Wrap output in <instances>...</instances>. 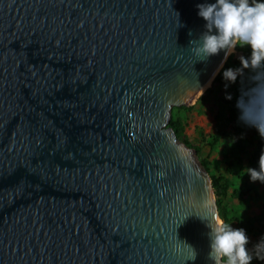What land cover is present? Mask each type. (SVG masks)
Returning a JSON list of instances; mask_svg holds the SVG:
<instances>
[{
  "label": "water",
  "instance_id": "1",
  "mask_svg": "<svg viewBox=\"0 0 264 264\" xmlns=\"http://www.w3.org/2000/svg\"><path fill=\"white\" fill-rule=\"evenodd\" d=\"M205 2L0 0V264H214L212 180L169 127L230 57L190 50Z\"/></svg>",
  "mask_w": 264,
  "mask_h": 264
},
{
  "label": "clouds",
  "instance_id": "2",
  "mask_svg": "<svg viewBox=\"0 0 264 264\" xmlns=\"http://www.w3.org/2000/svg\"><path fill=\"white\" fill-rule=\"evenodd\" d=\"M197 8L198 16L206 22L205 31L189 43L193 55L202 58L200 61L221 51L227 59L237 47L250 48L249 57H239L241 67L226 69L223 78L235 83L245 69L254 73L250 77L254 87L242 94L236 107L240 111L239 120L254 127L264 139V2L215 0L214 3L197 4ZM245 173L253 182L264 183V151L259 157V170L246 168ZM209 227V258L214 264H251L253 257L246 248L249 240L244 229L232 228L223 220L209 221Z\"/></svg>",
  "mask_w": 264,
  "mask_h": 264
},
{
  "label": "rangeland",
  "instance_id": "3",
  "mask_svg": "<svg viewBox=\"0 0 264 264\" xmlns=\"http://www.w3.org/2000/svg\"><path fill=\"white\" fill-rule=\"evenodd\" d=\"M253 74L254 73L251 71L250 73L248 72V75L238 76L235 83H229L227 81V87H225V84L219 89L216 88L212 94L207 96V99L205 101H199V98L198 101L192 105L194 106V108L190 113H173V115L183 117L187 122L188 126L186 129V134L189 136L194 145L202 147V152L199 154V158L201 163L203 161L209 162L211 174L228 176V173L226 171V159L233 148L230 144L228 136L234 134L233 126H237L244 131V138L248 145V149L250 151L254 149V142L256 140L254 137L255 128L247 126L239 120L240 111L238 110V108L232 106L231 104L224 103L225 97L232 96L238 87L243 86L248 90L254 87V83L250 79ZM218 116L223 117L229 122L227 126L228 128L226 129L227 137H224L219 145L214 149V151H211L210 147L208 146V141L210 140L209 137L211 135H214L216 132V126L218 123L216 118ZM246 165L247 160L244 161V166ZM237 170H239V168H237ZM245 172L246 170L244 172L238 171L237 173L239 176L231 178L236 188L252 187V193L250 195L253 198L249 199L250 195L246 198L250 203L248 215L254 217L258 216L261 213L264 206V186L260 185L258 180L253 182L250 179V176ZM229 203L232 210L242 211L241 206L237 201L230 200ZM231 227L239 228L235 224H231ZM246 235L249 240L246 248L249 254L253 257L251 260V264H264V259L260 258L262 260V263H259L256 260L259 257H264V235L260 232L256 236L248 234Z\"/></svg>",
  "mask_w": 264,
  "mask_h": 264
},
{
  "label": "trees",
  "instance_id": "4",
  "mask_svg": "<svg viewBox=\"0 0 264 264\" xmlns=\"http://www.w3.org/2000/svg\"><path fill=\"white\" fill-rule=\"evenodd\" d=\"M251 2V0H250ZM259 2H264V0H259ZM236 51L241 52L243 51L241 47H237ZM250 48L247 49L244 53L246 58L250 56ZM232 64L240 65V60H234V54H232L226 61L224 67L216 76L212 83V87L209 88L204 95H202L199 101H205L207 96L212 94L217 87L222 86L226 83L223 78V72L231 68ZM248 90L244 88L238 89L235 94L232 96H226L224 103L231 104L232 106L236 107L238 99L242 96L244 92ZM228 97H231L230 99ZM194 106L190 107H180L174 108V112H188L190 113L193 110ZM237 108V107H236ZM239 110V109H238ZM218 121L216 126V132L214 135L209 137L208 146L210 147L211 151L219 145V143L223 140L226 136V129L228 128L229 122L221 116L216 118ZM187 122L185 119L178 115L172 114V119L169 124L171 129L176 130L177 134L187 143L191 144L196 150L197 153L200 154L202 152V147L198 145H194L190 140L189 136L186 134L187 129ZM234 134L228 136L230 140V144L233 147L226 159V171L227 175H215L211 174V170L209 168V162L203 161L202 164L209 173L212 184L214 187L216 201L219 211L220 219L226 223L235 224L239 228L245 230L246 234L256 236L259 232L264 235V206L262 208L261 213L258 216L251 217L248 215V211L250 209L249 200H247V196L252 193V187L247 188H236L234 182L231 177H238V171L244 172L246 168H253L259 170V157L264 151V139H262L255 129L254 131V149L250 151L248 149V145L244 138V131L237 127L233 126ZM247 160V165L244 166V161ZM239 168V170H237ZM237 170V171H236ZM260 185L264 186V183L259 181ZM253 197L250 195L249 199ZM230 200H235L241 206L242 211L239 210H232L230 208ZM259 263H262L260 258L256 259Z\"/></svg>",
  "mask_w": 264,
  "mask_h": 264
},
{
  "label": "crops",
  "instance_id": "5",
  "mask_svg": "<svg viewBox=\"0 0 264 264\" xmlns=\"http://www.w3.org/2000/svg\"><path fill=\"white\" fill-rule=\"evenodd\" d=\"M247 49H249V48H248V47H243V48H242L243 51H241V52L235 51V52H234V60H239V57H240V56H244V57H246L244 52H245ZM236 67H237V68H240L241 66H240V65H237V64H232V65H231V68H233V69H236ZM248 72L250 73L251 70H249V69H245V70H244V74H243L242 76L248 75ZM226 82H227V81H226ZM225 84H226V83H225ZM225 84H223V85H225ZM223 85H222V86H223ZM222 86L217 87V89L221 88ZM240 88H244V89H246L245 87L242 86V87H238L237 90L240 89ZM237 90H235V92H236ZM246 90H248V89H246ZM235 92H234L233 94H235Z\"/></svg>",
  "mask_w": 264,
  "mask_h": 264
},
{
  "label": "bare ground",
  "instance_id": "6",
  "mask_svg": "<svg viewBox=\"0 0 264 264\" xmlns=\"http://www.w3.org/2000/svg\"><path fill=\"white\" fill-rule=\"evenodd\" d=\"M219 71V69L216 71V73L214 74V77H215V75L217 74V72ZM213 79V78H212ZM212 79L210 80V82L207 84V86L201 91V93L199 94V95H201L207 88H209L210 86H211V81H212Z\"/></svg>",
  "mask_w": 264,
  "mask_h": 264
}]
</instances>
